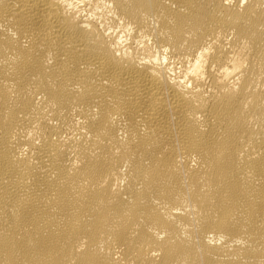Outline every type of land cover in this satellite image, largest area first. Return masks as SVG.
Returning a JSON list of instances; mask_svg holds the SVG:
<instances>
[{
	"label": "bare ground",
	"instance_id": "6f19581e",
	"mask_svg": "<svg viewBox=\"0 0 264 264\" xmlns=\"http://www.w3.org/2000/svg\"><path fill=\"white\" fill-rule=\"evenodd\" d=\"M0 264H264V0H0Z\"/></svg>",
	"mask_w": 264,
	"mask_h": 264
}]
</instances>
